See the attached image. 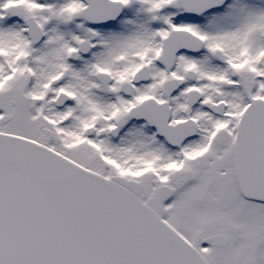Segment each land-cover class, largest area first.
<instances>
[{"label":"snow or ice","instance_id":"6c2138e0","mask_svg":"<svg viewBox=\"0 0 264 264\" xmlns=\"http://www.w3.org/2000/svg\"><path fill=\"white\" fill-rule=\"evenodd\" d=\"M0 264H264V0H0Z\"/></svg>","mask_w":264,"mask_h":264}]
</instances>
